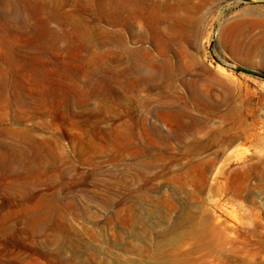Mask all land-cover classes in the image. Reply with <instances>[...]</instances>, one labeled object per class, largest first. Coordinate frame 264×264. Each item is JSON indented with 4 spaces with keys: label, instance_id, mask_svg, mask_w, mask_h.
Instances as JSON below:
<instances>
[{
    "label": "rangeland",
    "instance_id": "1",
    "mask_svg": "<svg viewBox=\"0 0 264 264\" xmlns=\"http://www.w3.org/2000/svg\"><path fill=\"white\" fill-rule=\"evenodd\" d=\"M136 1L0 0V264H264V0Z\"/></svg>",
    "mask_w": 264,
    "mask_h": 264
},
{
    "label": "water",
    "instance_id": "2",
    "mask_svg": "<svg viewBox=\"0 0 264 264\" xmlns=\"http://www.w3.org/2000/svg\"><path fill=\"white\" fill-rule=\"evenodd\" d=\"M237 71H241V72H244V73H251V74H256V75H259L261 77L264 78V74L263 73H258V72H254L248 68H244V67H241V66H235L234 67Z\"/></svg>",
    "mask_w": 264,
    "mask_h": 264
},
{
    "label": "bare ground",
    "instance_id": "3",
    "mask_svg": "<svg viewBox=\"0 0 264 264\" xmlns=\"http://www.w3.org/2000/svg\"><path fill=\"white\" fill-rule=\"evenodd\" d=\"M131 2H132V1H130V3H131ZM135 3H138V1L135 0ZM179 9H180V8H179ZM178 13H179V12H178ZM160 21H161V19H159V22H160ZM141 24H142V23H141ZM190 24H191V22H190ZM190 24H189V25H190ZM139 25H140V24H139ZM134 28H135V27H134ZM135 29H136V28H135ZM188 29H189V28H188ZM34 227H35V226H34Z\"/></svg>",
    "mask_w": 264,
    "mask_h": 264
}]
</instances>
